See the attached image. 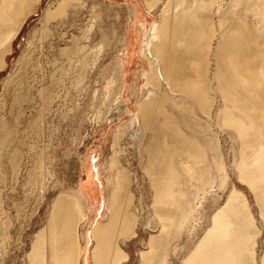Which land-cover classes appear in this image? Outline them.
<instances>
[{"label": "bare ground", "instance_id": "obj_1", "mask_svg": "<svg viewBox=\"0 0 264 264\" xmlns=\"http://www.w3.org/2000/svg\"><path fill=\"white\" fill-rule=\"evenodd\" d=\"M40 1L0 0V71L7 65L13 41ZM69 1L58 0L45 11L44 20L49 22L54 12L62 13ZM78 1L79 7L86 6ZM143 1L148 12L157 10L158 19L145 32L140 48L148 68L142 73L139 99L137 89L132 92L137 112L111 133L103 174L105 216L97 218L94 212L90 216L81 193L58 188L49 202L45 223L30 238L27 264H82L85 248L80 231L89 222L90 264H124L129 258L126 247L137 237L139 225L150 231L147 240L139 239L145 248L138 252L139 264H264V0ZM93 25L92 21L81 37L71 36L70 43L59 48L67 68L72 63L77 67L72 80L75 86L82 84L87 68L97 66L104 50L107 38L96 47L85 42ZM123 43L120 39L114 49L119 51ZM112 70L104 85L94 89L91 114L87 112V120L99 126L108 127L112 115L130 112L123 99L125 64L118 60ZM56 76L36 90L38 103L28 123L36 141L45 127L51 131L53 102L62 97L54 90L61 79ZM9 79L1 103L6 111L0 124L1 146L25 143L19 132L23 121L19 120L25 113L22 104L29 102V86L25 92L20 78L12 83ZM79 100L74 105L77 125L83 121L85 106ZM218 131L227 133L234 144L233 172L247 186L253 204L229 179ZM127 135L137 144L150 189V208L144 205L150 211L146 219L143 207L133 202L137 176L122 165ZM43 145L41 150L50 143ZM39 158L35 166L44 171L41 188L46 190L48 183L55 188L52 172ZM9 165L19 174L18 161ZM218 191H226L222 204ZM2 192L0 189L1 252L10 220Z\"/></svg>", "mask_w": 264, "mask_h": 264}, {"label": "rangeland", "instance_id": "obj_2", "mask_svg": "<svg viewBox=\"0 0 264 264\" xmlns=\"http://www.w3.org/2000/svg\"><path fill=\"white\" fill-rule=\"evenodd\" d=\"M57 1L41 0L39 2L37 8L28 16L13 41V50L7 55V65L0 71V124L3 119L5 120L4 114L6 111H4L1 103L7 93L5 82L8 77H10L9 83L20 78L21 86L25 92L29 86V92H26L29 102H24L21 106L23 113L25 112L26 115L24 113L23 119L19 120L23 122L19 126L20 129L18 128L19 132L24 131L23 133L21 132L20 136L22 138L23 135L25 143L21 144L20 142L21 145H19L7 142L3 146L0 144V189L3 190L2 199L10 216L9 225L7 226L8 235L4 244V254L0 249V253L3 254H0L3 257L2 260L0 259V264L28 263L26 253L30 248V238L45 223V215L49 202L54 194H56L58 188L76 190L81 193L85 199V204L88 206V214L90 216L93 212L97 218L105 216L103 174H105L106 161L110 152L108 148L112 139L111 133L122 123L128 122L135 116L137 112L136 100L139 99L141 86L144 82L142 73L148 68L146 60L140 54V48L145 37V32L151 23L158 19L156 9L148 12L143 0H81L85 2V7H79L80 1L77 4L75 0H70L62 13L54 12L56 15L54 14L55 16L49 22H46L44 20L45 11L55 7ZM92 6L95 7V10H93ZM132 9L133 11H131ZM97 13L98 15H96ZM92 21L94 24L93 31L89 35L90 39L85 40V42L87 41V43L93 44L96 47L98 46L96 43L102 38L107 39L105 40L104 50H101L103 53H101L102 55L97 66L87 68L86 75L84 74L86 80L83 79L81 85L75 86L72 80L73 77L77 76V67L72 63L74 62L73 60L71 62L72 66L70 63V66L67 68L68 62H66L65 58L61 57L59 48L63 47L66 43L69 44L71 36L81 37L87 31ZM120 39H123L124 43L118 51L114 47L118 45ZM60 59H65L63 60L65 62L64 66L62 65L64 63ZM118 60L123 61L127 70L124 78L123 99L125 100L124 106L130 112L121 113L119 116L117 114L112 115V118H110L111 120L113 119L111 124L108 125L110 119L107 121L108 127L105 124H101L100 126L97 123L93 124L90 120H87L89 114H91L88 110L92 106L93 91L96 88H101L105 81L113 74L112 65ZM62 67L65 68L64 71H68L69 68L71 70L72 68L71 71H65L67 72V77H65L66 74L63 69L62 71L58 69ZM73 70H75V74H73ZM101 71L103 74L100 73ZM97 72L98 75L104 76V78L102 77L104 80L97 78ZM53 74L57 75V79L61 78L60 80L58 79V87L54 90L62 97L59 96L60 99L56 100V96L54 101L56 100L57 102H53L50 116V121H52L50 122L52 126H50L51 131H48L45 127L41 133V139L39 138L36 141L31 135V126L28 124L34 115V109L38 103L36 90L41 85H48L50 77H55L52 76ZM62 80L63 82H61ZM60 82L65 87H61ZM134 88L138 91L137 99L135 95H132ZM81 92L83 93L81 94ZM79 94L80 96L77 98ZM80 97L81 100H79ZM78 100L81 103L85 102L83 112L81 113L83 121L79 125L73 120L74 114L77 112L74 109V105H76ZM87 112L89 113L88 115ZM6 116L8 117L7 114ZM62 118H65V121ZM85 120L87 121L85 122ZM13 125L17 126V120ZM50 134H52L51 140L48 141ZM228 137L227 133L219 132L220 155H222V159L224 160L227 174L230 181L236 187L243 190L247 194L251 204H253V198L247 186L241 183L236 175H234L232 163L235 147L232 148L234 144L230 137ZM47 142L48 144L50 143L49 147L41 150L45 148L43 144H47ZM123 147L125 148V158L121 159L122 165L131 174H135L138 179V186L133 185L135 188L133 191V202L138 207H143V212L145 213L143 216L146 219L149 216L147 214H150V211L146 210L148 207L150 208L151 196L147 178L140 162L137 144L131 143L129 135H127L124 137ZM15 148L20 150L19 154L18 152H14ZM40 156L42 158V165L49 167V170L52 172L53 180L57 183L55 188H50L51 184L49 183L47 184V188L45 187L46 190L41 188L42 177L40 176L44 174V171H37L35 166V160L40 159ZM10 161H18L19 174L15 175L12 172L9 165ZM218 194L220 195L219 203L222 204L226 197V191L223 193L218 191ZM91 226L92 223L89 222L80 231L82 245L85 248V254L81 261L82 264H90L88 250L91 240L88 237V232ZM138 229L137 237L132 238L128 242L126 251L129 254V258L124 264H139L138 252L140 249H145L141 244V240H147L150 231H147V229L144 231L140 225Z\"/></svg>", "mask_w": 264, "mask_h": 264}]
</instances>
